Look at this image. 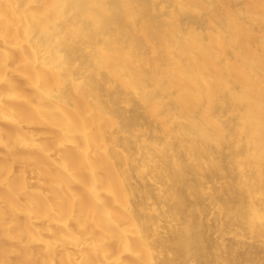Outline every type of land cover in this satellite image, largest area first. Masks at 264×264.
<instances>
[{"label": "bare ground", "instance_id": "obj_1", "mask_svg": "<svg viewBox=\"0 0 264 264\" xmlns=\"http://www.w3.org/2000/svg\"><path fill=\"white\" fill-rule=\"evenodd\" d=\"M264 0H0V264H264Z\"/></svg>", "mask_w": 264, "mask_h": 264}, {"label": "rangeland", "instance_id": "obj_2", "mask_svg": "<svg viewBox=\"0 0 264 264\" xmlns=\"http://www.w3.org/2000/svg\"><path fill=\"white\" fill-rule=\"evenodd\" d=\"M260 252H261V253H260V255H259V256H261V254H262V253H264V251H263V250H262V251L260 250ZM262 255H264V254H262Z\"/></svg>", "mask_w": 264, "mask_h": 264}]
</instances>
